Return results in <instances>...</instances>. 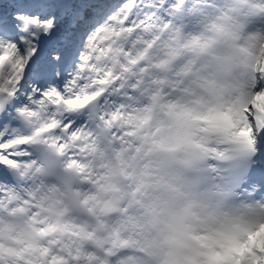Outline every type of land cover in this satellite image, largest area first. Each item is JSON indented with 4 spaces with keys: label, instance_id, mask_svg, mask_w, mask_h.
<instances>
[{
    "label": "clouds",
    "instance_id": "1",
    "mask_svg": "<svg viewBox=\"0 0 264 264\" xmlns=\"http://www.w3.org/2000/svg\"><path fill=\"white\" fill-rule=\"evenodd\" d=\"M17 6L50 27L0 30V264H264V0Z\"/></svg>",
    "mask_w": 264,
    "mask_h": 264
},
{
    "label": "snow or ice",
    "instance_id": "2",
    "mask_svg": "<svg viewBox=\"0 0 264 264\" xmlns=\"http://www.w3.org/2000/svg\"><path fill=\"white\" fill-rule=\"evenodd\" d=\"M14 6L11 8L10 11L4 12L3 10H0V30L11 32L12 34L16 33V26L19 22H24L25 24L31 23L35 24L37 26H41L45 29L50 27V25L44 24L40 25L39 21L32 19V16L35 15V12H39L40 9H35L34 12L30 13L29 17L26 18L23 15H19L18 13L21 12L23 9L17 5H24L27 7L29 0H13ZM42 19H46L45 17H42ZM2 44V42H0Z\"/></svg>",
    "mask_w": 264,
    "mask_h": 264
}]
</instances>
